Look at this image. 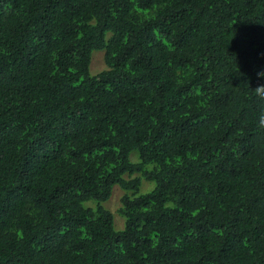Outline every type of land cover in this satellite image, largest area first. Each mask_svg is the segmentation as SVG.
<instances>
[{"label": "trees", "instance_id": "obj_1", "mask_svg": "<svg viewBox=\"0 0 264 264\" xmlns=\"http://www.w3.org/2000/svg\"><path fill=\"white\" fill-rule=\"evenodd\" d=\"M260 72L264 0H0V264H264Z\"/></svg>", "mask_w": 264, "mask_h": 264}, {"label": "clouds", "instance_id": "obj_2", "mask_svg": "<svg viewBox=\"0 0 264 264\" xmlns=\"http://www.w3.org/2000/svg\"><path fill=\"white\" fill-rule=\"evenodd\" d=\"M258 77L264 78V72L258 73ZM252 90H253V94H254L255 98L258 101L264 102V85H259L258 87H256L255 89H252ZM256 126L259 129L264 130V112H260L257 115Z\"/></svg>", "mask_w": 264, "mask_h": 264}, {"label": "rangeland", "instance_id": "obj_3", "mask_svg": "<svg viewBox=\"0 0 264 264\" xmlns=\"http://www.w3.org/2000/svg\"><path fill=\"white\" fill-rule=\"evenodd\" d=\"M100 52H104V51L95 50L93 52V59H94L95 55L99 54ZM93 66H94V68H93ZM92 68H93V70L95 72H98V71L100 72L103 69V67L101 66V64H100V67H97V66H95V65L92 64ZM144 187H146V183H145ZM116 190L117 191L114 193L113 197L111 198V200L109 202V206L113 209V211L115 213H116V209H117V207L119 205V196H120V190H118V189H116ZM118 219H119L120 223H122V220L120 219L119 216H118Z\"/></svg>", "mask_w": 264, "mask_h": 264}]
</instances>
